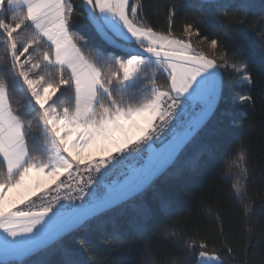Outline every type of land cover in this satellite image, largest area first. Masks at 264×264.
Here are the masks:
<instances>
[{
    "label": "snow or ice",
    "instance_id": "obj_1",
    "mask_svg": "<svg viewBox=\"0 0 264 264\" xmlns=\"http://www.w3.org/2000/svg\"><path fill=\"white\" fill-rule=\"evenodd\" d=\"M6 3L13 14L10 18L5 16V0H0V36L7 45L11 71L27 87L28 104L35 116L26 120L13 110L8 85L0 79V230L13 238L5 241L6 251L24 253L47 246L52 240L66 239L65 233L87 227L92 219L108 212H120L123 203L151 185L167 165L178 161L184 147L214 114L221 89L214 71L215 60L197 52L190 41L155 32L143 21L137 22L138 5L130 0H85V15L98 32L111 40L106 30L111 31L143 49H125L127 59L103 61L101 57L103 62L89 59L77 46L70 31L74 11L70 0ZM28 29L33 34L24 38ZM185 33L189 37L193 34L191 24L186 25ZM43 40L49 50L38 55L30 51H38ZM211 44L215 48L217 41L212 40ZM151 57L167 73L168 83L161 88L152 78L142 88L150 95L143 97L137 86L143 66L151 62ZM44 66L54 67L57 77L49 79L40 74ZM245 79L251 82L250 76L245 75ZM62 89L71 90V96L63 102ZM241 101L252 102V98L241 97ZM181 103L190 105L195 112L187 122L183 110L177 112ZM33 120L39 122L44 137L39 148L35 140L29 145ZM173 120L181 121L183 131L154 165L108 196H96L79 188L80 200L91 197L86 201L89 207L80 206V211L63 215L59 227L43 232L38 242H30L46 228L52 215L66 207L61 205L54 211L59 195L53 198L54 202L39 207L35 206L34 197L43 201L51 191L70 189L71 184L61 177L73 179L74 170L78 183L83 184L82 171L99 173L119 163L125 153L139 152ZM239 158L244 160L243 152ZM88 182H92L91 176ZM199 255L202 259H217L205 252ZM63 264H82L80 253L71 246L64 247Z\"/></svg>",
    "mask_w": 264,
    "mask_h": 264
},
{
    "label": "trees",
    "instance_id": "obj_2",
    "mask_svg": "<svg viewBox=\"0 0 264 264\" xmlns=\"http://www.w3.org/2000/svg\"><path fill=\"white\" fill-rule=\"evenodd\" d=\"M136 1L137 20L155 32L190 41L195 48L201 39L217 41L215 52L222 59L214 60L222 63L223 89L214 114L184 147L178 161L123 203L120 212L92 219L87 227L66 233V239L26 259L2 264H63L66 246L80 253L82 264H199V253L204 251L218 254L221 264H264V0ZM70 2L74 8L70 31L85 56L95 62L128 58L129 54L102 39L85 15L84 0ZM4 8L10 18L12 9L6 3ZM188 24L193 26L190 37L185 33ZM108 32L116 41L132 46ZM32 34L28 29L23 36ZM37 48L30 51L38 55L49 50L47 41ZM104 66L107 70L108 65ZM150 68L141 72L137 86L143 97L150 95L142 88L152 78L161 88L168 83L166 72L155 65ZM40 74L57 77L52 66L42 67ZM0 79L8 85L13 110L32 119L30 94L11 71L2 36ZM61 91L63 102L71 90ZM241 97H251L252 102ZM28 137L30 147L33 140L37 148L43 143L38 121L33 120ZM241 152L244 160L239 158Z\"/></svg>",
    "mask_w": 264,
    "mask_h": 264
},
{
    "label": "built area",
    "instance_id": "obj_3",
    "mask_svg": "<svg viewBox=\"0 0 264 264\" xmlns=\"http://www.w3.org/2000/svg\"><path fill=\"white\" fill-rule=\"evenodd\" d=\"M183 110L184 113V122H187L189 113L192 111V107L190 105H185L181 103V105L177 108V112H181ZM183 131V127L181 125L180 120H173L171 124L167 127L163 128L162 132L154 138L153 141L149 142L148 145L142 146L139 152H131L125 153L124 157L120 159L119 163H114L110 165L107 169H101V172L97 173L95 171L81 172V176L83 177L84 183H78L79 177L76 176L75 170L73 171V179H68L67 176L61 177L65 183L71 184V188L60 189L57 191H51L50 196L46 200H38L35 203L36 207H39L42 204L54 202L53 198L59 195L60 200L59 203L54 204V211L57 208H60L61 205H65L66 207L61 209V212H64L65 209H73L74 212L80 210V206L83 208L89 207V203L87 200H91V197L86 198L85 201L80 200L78 197L80 196L79 188H83L85 192L91 191L96 196H108L111 194L109 189V185L114 182L118 177L124 175V173L132 168L136 164H140L147 160V158L152 153H162L167 146ZM89 176L92 178V182L89 183ZM70 196V199H64V197ZM56 212V213H61ZM51 215V214H50Z\"/></svg>",
    "mask_w": 264,
    "mask_h": 264
},
{
    "label": "rangeland",
    "instance_id": "obj_4",
    "mask_svg": "<svg viewBox=\"0 0 264 264\" xmlns=\"http://www.w3.org/2000/svg\"><path fill=\"white\" fill-rule=\"evenodd\" d=\"M130 3H133V4L138 5V3H137L136 0H130ZM136 19H137V18H136ZM137 22H140V21L137 20ZM197 43H198V44H197L196 48L193 47L195 50L197 49V50H196L197 52L202 53V54H204L205 56L210 57V58H212V59L216 58V59H218L219 61H220V59H222L221 56L216 55L215 48L212 46L211 43L206 42V41H204V40H202V39L199 40ZM131 44H132V46L135 45L134 47H140L138 44H135L134 42L131 43ZM150 60H151L150 63H148V64H146V65L143 66L142 71L144 70L145 72H149L150 69H151V68H150L151 65H155V66H156L155 59L150 58ZM219 65L222 66V63H219ZM158 67H159V68H158ZM158 67H157L158 69H160L161 71H163V69H162L160 66H158ZM142 71H141V72H142ZM22 83H23V82H22ZM25 86H26V85H25ZM26 88H27V87H26ZM181 99L183 100V98H181ZM180 105H181V104H180ZM194 116H195V112H194V110H193V108H192V111L189 113V116H188V120H187V121H189V120H191L192 118H194ZM157 154H158L157 152H156V153H152V154H150V156L147 158V160H145L144 162H142V163H140V164H136V165H134L133 168H132V169L130 168L129 170H127V171L124 173V175H122L121 177H118V178L115 180L116 183H118V184L116 185L115 189H117L118 187L123 186V185L126 184V183H130L131 181H134V179H135V178H136V177H137V176H138L143 170L147 169V168H146V164L149 162V160H150L151 158L155 157ZM160 154H161V153H160ZM159 156H160V155H159ZM112 183H113V182H112ZM112 183H111V184H112ZM111 184L109 185V189H110ZM54 187H55V186H53V188H54ZM110 190H111V189H110ZM33 200H34V202L36 203L39 199L34 197ZM21 207H23V206H21ZM64 211L67 212V213H73V212H74L73 209H65ZM50 226H52V225L50 224ZM50 226L47 224L46 228L43 229L41 232H38V233H37V236H36L32 241H30V242L33 243V242H35L36 240L40 239L41 236L43 235V232H46V231L52 229V227H50ZM15 239H16V240H21V239H24V238H23V237H16ZM12 240H13L12 237L7 236L6 233H4L2 230H0V252H9V251H6V250H5V249H6L5 241H9V242H10V241H12ZM9 248H10V250H13V249H11V246H9ZM204 252H205V251H204ZM205 253H207L209 257L216 256L217 259H216V260H212V259H202V258H200V255H199V257H198V263H199V264H221V263H222V260H221V258H220V256H219L218 254H215V253H209V252H205Z\"/></svg>",
    "mask_w": 264,
    "mask_h": 264
},
{
    "label": "water",
    "instance_id": "obj_5",
    "mask_svg": "<svg viewBox=\"0 0 264 264\" xmlns=\"http://www.w3.org/2000/svg\"><path fill=\"white\" fill-rule=\"evenodd\" d=\"M85 1V0H84ZM206 1H210V0H206ZM85 10H86V12L88 11V6L86 5V3H85ZM106 33H107V36L108 37H110L111 38V40L110 39H107L106 38V36H105V34H102V33H100L101 34V37H102V39L108 44V45H110V46H112V47H114V48H116V49H118V50H120V51H122V52H124V53H127L126 51H125V49H131V48H136V49H139L141 52H143V49H140V47H134V46H128V45H125V44H122V43H120V42H118V41H116L111 35H110V33L106 30ZM113 41H114V43H113ZM128 54V53H127ZM148 54H146L145 53V56H147ZM207 57V56H206ZM152 59H155V57H151ZM207 58H209V59H212V58H210V57H207ZM214 60V59H213ZM214 71L216 72V74H217V79H218V81H219V84H220V89H221V94H222V89H223V73H222V69H221V67H220V65L216 62V68L214 69ZM220 98H221V95L218 97V103H219V100H220ZM218 105V104H217ZM181 134V133H180ZM179 134V135H180ZM173 142V141H172ZM171 142V143H172ZM170 143V144H171ZM169 144V145H170ZM168 145V146H169ZM168 146H167V148H168ZM167 148L160 154V156H162L165 152H166V150H167ZM159 156V157H160ZM158 157V158H159ZM158 160V159H157ZM157 162V161H156ZM155 162V163H156ZM170 165V164H169ZM169 165H167V166H169ZM166 166V167H167ZM165 167V168H166ZM165 168L161 171V173L165 170ZM160 173V174H161ZM159 174V175H160ZM158 177V176H157ZM88 208V207H87ZM87 208H84V209H87ZM80 211V210H79ZM61 224V223H60ZM60 224L57 226V227H59L60 226ZM56 227V228H57ZM55 229V228H54ZM66 234V233H65ZM64 234V235H65ZM39 241V239L38 240H36L35 242H38ZM54 241H56V240H52L51 242H49L48 244H47V246L48 245H50L52 242H54ZM35 242H33V243H35ZM47 246H42V247H40V248H37V249H33L31 252H24V253H19V252H13V253H10V254H0V262H2V263H5V262H10V261H18V260H23V259H26V258H28V257H30L31 255H33V254H35V253H37L38 251H40V250H42L43 248H45V247H47Z\"/></svg>",
    "mask_w": 264,
    "mask_h": 264
},
{
    "label": "crops",
    "instance_id": "obj_6",
    "mask_svg": "<svg viewBox=\"0 0 264 264\" xmlns=\"http://www.w3.org/2000/svg\"><path fill=\"white\" fill-rule=\"evenodd\" d=\"M5 3H6V0H5ZM6 5H7V3H6ZM8 6V5H7ZM9 7V6H8ZM22 8H23V6H21ZM96 15H99V13L97 12L96 13ZM113 33V32H112ZM114 35H116L115 33H114ZM117 36V35H116ZM117 37H119V36H117ZM121 38V37H120ZM156 66L158 67L159 65H157L156 64ZM159 68V67H158ZM158 123V122H157ZM133 168V167H132ZM131 168V169H132ZM136 179V178H135ZM134 179V180H135ZM132 182V181H131ZM118 183H116V181H114L112 184H111V186H110V191H111V193L115 190V187H116V185H117ZM119 188V187H118ZM66 214H68V215H70L71 213H67V212H62V213H56L55 215H52L51 216V218L48 220V225L50 226V224L52 225V226H50V227H52V229H54V228H56L60 223H61V217L63 216V215H66ZM10 253H13V252H0V254H10Z\"/></svg>",
    "mask_w": 264,
    "mask_h": 264
},
{
    "label": "bare ground",
    "instance_id": "obj_7",
    "mask_svg": "<svg viewBox=\"0 0 264 264\" xmlns=\"http://www.w3.org/2000/svg\"><path fill=\"white\" fill-rule=\"evenodd\" d=\"M160 153H158L155 157L151 158L149 160V162L146 164V168L151 167L152 165L155 164V162L157 161L158 157H159Z\"/></svg>",
    "mask_w": 264,
    "mask_h": 264
}]
</instances>
